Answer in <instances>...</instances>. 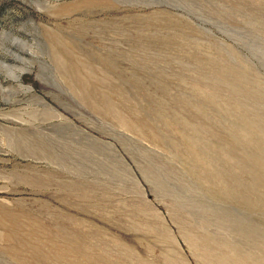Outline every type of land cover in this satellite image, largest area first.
I'll return each instance as SVG.
<instances>
[{"label":"rangeland","instance_id":"374dc122","mask_svg":"<svg viewBox=\"0 0 264 264\" xmlns=\"http://www.w3.org/2000/svg\"><path fill=\"white\" fill-rule=\"evenodd\" d=\"M0 264H264V0H0Z\"/></svg>","mask_w":264,"mask_h":264}]
</instances>
